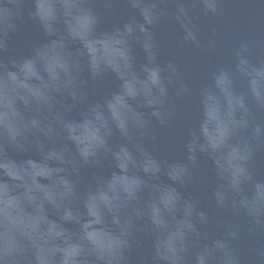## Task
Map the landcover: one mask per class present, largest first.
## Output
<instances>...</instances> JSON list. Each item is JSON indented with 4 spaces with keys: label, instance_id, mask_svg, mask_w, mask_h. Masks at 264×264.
Instances as JSON below:
<instances>
[{
    "label": "water",
    "instance_id": "1",
    "mask_svg": "<svg viewBox=\"0 0 264 264\" xmlns=\"http://www.w3.org/2000/svg\"><path fill=\"white\" fill-rule=\"evenodd\" d=\"M218 2L220 6L216 15L193 11L199 48L180 46L181 30L171 16L151 30V42L143 35L129 40L130 62H125L120 56L121 45L113 24L114 16L105 17L103 24L90 34L77 29L68 35L62 26H57L55 43L50 41L42 46L48 64L40 63L38 78L27 81L35 93L45 92L53 83L51 76L60 72L57 66V53L60 51L70 57L72 74L85 81L86 85L80 101L70 108L62 107L61 101L56 111H51L38 105L31 96L27 97V109L22 100L16 101L26 119L34 118L45 125V134L33 141L28 151H15L8 156L13 165L9 171L13 174L20 172L24 178L12 182L6 173L0 171V185L5 186L4 198L11 205L10 210L19 218L33 223L41 240L64 246L74 243L85 230L116 231L114 218L130 213L131 209L125 206L109 212L101 208L97 220L91 211L96 207L95 197L107 189L109 182L131 188L132 179L141 177L144 186L132 207L142 213H146L147 205L158 197L165 200L179 197L180 202L164 219L169 228L188 231V225H193L194 231L189 232L185 253L186 264H191L196 250L219 231L222 216L216 210L212 193L218 185L226 187L223 175H213L208 182H201L200 176L209 169L223 168L227 149L200 153L192 179L187 183L169 184L165 175H161L158 182L152 181L142 169H153L155 157L165 161L183 160L188 133L201 138L207 136L210 142H215L224 126L229 124L232 134L228 143L234 145L244 140L253 148L247 177L240 189L230 195H235L239 203L253 210L264 209V151L258 148L264 141V5L259 0ZM37 10L42 14L39 6ZM35 34L33 25L27 23L23 26L15 37L18 53L26 51ZM241 41L248 42L250 62L233 72L234 52ZM170 62L181 66V79L190 90L189 94L176 100L175 79H166L173 97L167 105L171 119L165 124L157 121L155 109L149 107L148 101L155 102L159 93L145 89L137 99L126 101L127 115L136 124L147 121L151 136H145L135 128L129 137L112 134L108 138L107 160L103 167L95 172L85 169L79 173L61 171L63 165L59 164V158L71 146L50 129L59 131V121L83 123L93 117L106 119L109 110L123 111V86L128 83L139 89L141 82L148 78L150 69L167 71ZM218 67L231 73L230 83L223 76H218L220 83L217 84L212 72ZM25 70L31 71L27 67ZM254 78L262 85L257 96L249 90L250 81ZM57 99H61L59 95ZM76 134L80 135L79 130ZM152 136L156 137L155 141ZM114 154H118L121 161H126V154H131L138 162L137 166L129 165L126 171H115L119 162ZM171 171L174 176L181 174L179 167ZM62 179L72 185L71 196L62 195L65 191L60 184ZM184 201H191L193 207H187ZM200 213H204L207 222ZM234 249L241 257V264H264V231L249 238L246 228L243 229L241 238L234 242ZM146 251L147 246L142 252L134 251L133 260Z\"/></svg>",
    "mask_w": 264,
    "mask_h": 264
},
{
    "label": "clouds",
    "instance_id": "2",
    "mask_svg": "<svg viewBox=\"0 0 264 264\" xmlns=\"http://www.w3.org/2000/svg\"><path fill=\"white\" fill-rule=\"evenodd\" d=\"M259 3L264 5V0H259ZM37 6L43 10L42 14L38 12ZM219 6L218 0H0V171L6 173L12 182L22 180L24 177L20 172L13 174L9 171L13 165L8 156L15 151H28L33 141L45 134L43 123L22 115L16 104L18 99L24 102L26 109L29 107L27 97L31 96L38 105L56 111L61 101L62 107L70 108L83 96L86 82L72 74L71 59L62 51L57 53L60 72L51 76L53 83L45 92L35 93L27 83L34 77L38 78L40 63L48 64L42 46L50 41L55 43L57 26H62L68 35L77 29H84L90 34L103 24L105 17L114 16L116 19L113 24L121 45L120 56L125 62H130L129 40L143 35L151 42V30L169 16L181 30L180 46L193 45L199 48L193 11L216 15ZM27 23L35 27L36 34L21 54L17 52L15 37ZM248 52V42L241 41L234 52L233 72L240 65L249 64ZM26 67L31 71H26ZM167 69H150L148 78L141 82L139 89L126 83L121 96L123 111L109 110L106 119L93 117L83 123L59 121V131L51 128L58 138L71 146L59 158V164L63 165L61 171L79 173L85 169L95 172L103 167L107 160L108 138L112 134L129 137L135 128L145 136H151L147 121L136 124L127 115L126 101L137 99L145 89L159 93L155 102L149 100L148 105L155 109L154 115L159 123H167L171 119L167 105L173 101V97L166 79H175L176 100L190 91L181 79L179 64L170 62ZM212 75L217 84L220 83L218 76H223L229 83L231 81V73L220 67ZM261 87L258 79L250 81L249 90L254 96L259 94ZM58 95L61 98L59 100ZM231 134L230 124L224 126L219 140L215 142H210L207 136L201 138L190 132L184 142L186 155L183 160L165 161L155 157L153 169H142L152 181L158 182L159 177L165 175L169 184L187 183L192 179V171L197 166L200 153H216L222 148L227 149L225 166L209 169L200 176L201 182H208L213 175H223L226 177V187L218 185L212 193L216 210L222 216L219 231L196 250L191 264H241L234 242L241 238L243 229L246 228L249 238L264 231V209L253 210L239 203L235 195H230L242 186L247 177L248 162L253 155L252 145L248 141L229 144ZM151 138L156 140L154 136ZM258 148L264 151V141ZM114 156L119 162L115 171H126L129 165L137 166L138 162L131 154H126V161H121L118 154ZM175 167L180 168V175H172L171 170ZM60 184L65 189L62 195L68 197L73 194L68 181L62 179ZM132 185L129 188L109 182L107 189L95 197L96 207L91 211L97 220L101 208L109 212L125 206L131 209L130 213L114 218L116 231L85 230L74 243L64 246L41 240L33 223L19 218L10 210L11 205L4 198L5 186L0 185V264H186V242L194 227L189 224L188 231L169 228L164 219L180 202L179 197L173 200L158 197L147 205L146 213H142L132 205L144 186V180L135 177ZM183 203L189 208L193 207L191 201ZM200 216L207 222L204 213H200ZM145 246L147 251L133 260V252H142Z\"/></svg>",
    "mask_w": 264,
    "mask_h": 264
}]
</instances>
